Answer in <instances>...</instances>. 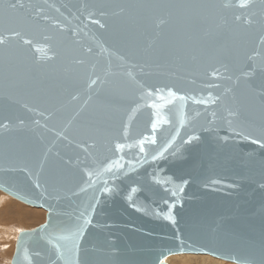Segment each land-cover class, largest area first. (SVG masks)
Returning a JSON list of instances; mask_svg holds the SVG:
<instances>
[{
    "label": "water",
    "instance_id": "obj_1",
    "mask_svg": "<svg viewBox=\"0 0 264 264\" xmlns=\"http://www.w3.org/2000/svg\"><path fill=\"white\" fill-rule=\"evenodd\" d=\"M11 2L0 190L47 211L11 264L78 228V264H264V0Z\"/></svg>",
    "mask_w": 264,
    "mask_h": 264
},
{
    "label": "rangeland",
    "instance_id": "obj_2",
    "mask_svg": "<svg viewBox=\"0 0 264 264\" xmlns=\"http://www.w3.org/2000/svg\"><path fill=\"white\" fill-rule=\"evenodd\" d=\"M46 212L0 190V264H11L19 232L41 225L46 220ZM179 255H170L165 261L168 264H237L210 255Z\"/></svg>",
    "mask_w": 264,
    "mask_h": 264
},
{
    "label": "snow or ice",
    "instance_id": "obj_3",
    "mask_svg": "<svg viewBox=\"0 0 264 264\" xmlns=\"http://www.w3.org/2000/svg\"><path fill=\"white\" fill-rule=\"evenodd\" d=\"M240 6L241 7H248L250 6V0H241L240 2ZM0 7L3 8V12L2 14H0V23L3 24H10L12 22V14L16 12L18 7H21V5L17 4V3H13L11 2V0H7V2L5 3L4 0H0ZM249 23H251V21H248ZM10 32H12L13 35L15 36H19L20 33L16 32L14 29L9 28L8 29ZM5 42V38L4 36L0 35V44H3ZM26 43H30V41H25ZM95 82V81H93ZM169 96H176L175 92H169ZM179 99L183 100L185 99V97L180 96ZM153 107H156V105H153ZM153 127L155 128V125H153ZM143 143V142H141ZM117 148H123L124 145L122 144H117L116 145ZM141 151H143V147H141ZM155 158V157H154ZM91 175V173L89 174ZM36 188H40L41 185L39 183H37L35 185ZM105 191H111V189L105 188ZM133 191H135V189H133ZM171 218V217H169ZM85 223H91L90 220H88L87 218L85 219ZM83 232V228H78L76 230V232L70 234L69 236H64L61 237L62 240L65 241V244L63 245V252H61V255L65 257L66 259V264H78V260L76 259L78 256V244H77V240L80 239L81 233ZM58 248H60V245H57Z\"/></svg>",
    "mask_w": 264,
    "mask_h": 264
},
{
    "label": "bare ground",
    "instance_id": "obj_4",
    "mask_svg": "<svg viewBox=\"0 0 264 264\" xmlns=\"http://www.w3.org/2000/svg\"><path fill=\"white\" fill-rule=\"evenodd\" d=\"M6 193V192H5ZM9 195V194H8ZM11 196V195H10ZM37 213V212H36ZM39 214V213H38ZM194 255H196V254H194ZM202 255H204V254H202ZM179 256H188V257H190V256H193V255H191V253H185V254H180ZM219 259V258H218ZM230 263V262H229ZM232 263V262H231ZM238 264V263H237Z\"/></svg>",
    "mask_w": 264,
    "mask_h": 264
}]
</instances>
